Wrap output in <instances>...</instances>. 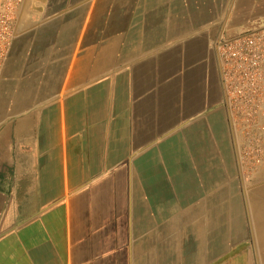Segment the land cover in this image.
I'll list each match as a JSON object with an SVG mask.
<instances>
[{
  "label": "crops",
  "instance_id": "0c3cea01",
  "mask_svg": "<svg viewBox=\"0 0 264 264\" xmlns=\"http://www.w3.org/2000/svg\"><path fill=\"white\" fill-rule=\"evenodd\" d=\"M1 4L0 264H264L215 47L264 0Z\"/></svg>",
  "mask_w": 264,
  "mask_h": 264
},
{
  "label": "built area",
  "instance_id": "2783aa9c",
  "mask_svg": "<svg viewBox=\"0 0 264 264\" xmlns=\"http://www.w3.org/2000/svg\"><path fill=\"white\" fill-rule=\"evenodd\" d=\"M0 14V69L14 34L13 13L3 6ZM216 52L221 67L233 131L240 147L257 164L264 162V30L220 39Z\"/></svg>",
  "mask_w": 264,
  "mask_h": 264
},
{
  "label": "rangeland",
  "instance_id": "374dc122",
  "mask_svg": "<svg viewBox=\"0 0 264 264\" xmlns=\"http://www.w3.org/2000/svg\"><path fill=\"white\" fill-rule=\"evenodd\" d=\"M3 0H0V11L1 9L3 8L4 5L1 4ZM1 14V12H0ZM248 151V154L245 155V151L242 147H240L239 149V155H240V163H241V166H246V167H258L257 165H261V164H257L254 160L253 157L250 156V153L254 152V150L252 151L251 149H247ZM251 171V169H250Z\"/></svg>",
  "mask_w": 264,
  "mask_h": 264
},
{
  "label": "bare ground",
  "instance_id": "6f19581e",
  "mask_svg": "<svg viewBox=\"0 0 264 264\" xmlns=\"http://www.w3.org/2000/svg\"><path fill=\"white\" fill-rule=\"evenodd\" d=\"M263 214L262 213H257V218L258 219H260L261 220V216H262ZM264 216V215H263ZM258 231H259V233H261V236H262V234H263V232H264V227L262 226L261 228H258L257 229ZM262 238V237H261ZM260 247H261V254L264 256V242L263 241H261V243H260Z\"/></svg>",
  "mask_w": 264,
  "mask_h": 264
}]
</instances>
